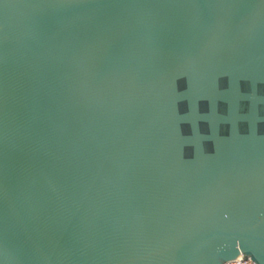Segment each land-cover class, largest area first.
Here are the masks:
<instances>
[{
  "label": "water",
  "instance_id": "water-1",
  "mask_svg": "<svg viewBox=\"0 0 264 264\" xmlns=\"http://www.w3.org/2000/svg\"><path fill=\"white\" fill-rule=\"evenodd\" d=\"M264 264V0H0V264Z\"/></svg>",
  "mask_w": 264,
  "mask_h": 264
},
{
  "label": "built area",
  "instance_id": "built-area-1",
  "mask_svg": "<svg viewBox=\"0 0 264 264\" xmlns=\"http://www.w3.org/2000/svg\"><path fill=\"white\" fill-rule=\"evenodd\" d=\"M224 264H255V263H253L251 260H245L244 258L239 257L233 261H230Z\"/></svg>",
  "mask_w": 264,
  "mask_h": 264
}]
</instances>
